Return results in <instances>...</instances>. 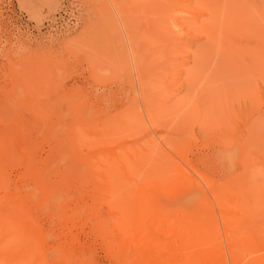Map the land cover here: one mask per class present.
Returning <instances> with one entry per match:
<instances>
[{
	"label": "rangeland",
	"instance_id": "obj_1",
	"mask_svg": "<svg viewBox=\"0 0 264 264\" xmlns=\"http://www.w3.org/2000/svg\"><path fill=\"white\" fill-rule=\"evenodd\" d=\"M261 119L264 0H0V264H264Z\"/></svg>",
	"mask_w": 264,
	"mask_h": 264
},
{
	"label": "bare ground",
	"instance_id": "obj_2",
	"mask_svg": "<svg viewBox=\"0 0 264 264\" xmlns=\"http://www.w3.org/2000/svg\"><path fill=\"white\" fill-rule=\"evenodd\" d=\"M213 119H214V118H213ZM263 121H264V119H261L259 122L256 121V122H257V125H256V124L254 125V126L256 127V129H257V127H258V129H259L260 127H261V128L264 127V126H261V125H262L261 123H263ZM254 123H255V122H254ZM260 124H261V125H260ZM125 128H126V127H125ZM250 128H251V127H250ZM75 129H76V128H75ZM91 129H92V128H91ZM256 129H254V130H256ZM258 129L256 130V132H259ZM262 129H263V128H262ZM250 131H251V129H250ZM260 131H261V130H260ZM79 132H80V131H79ZM248 132H249V131H248ZM252 132H253V131H252ZM256 132H255V134H254L255 136L258 135ZM252 135H253V134H252ZM251 137H252V136H251ZM80 138H81V134H80ZM91 138H92V137H91ZM93 139H94V138H93ZM78 141H79V140H78ZM93 141H94V140H93ZM95 141H96V140H95ZM98 141H99V139H98ZM84 142H86V141L84 140ZM99 142H100V141H99ZM90 143H91V142H90ZM93 143H94V142H93ZM95 143H96V142H95ZM88 144H89V143H88ZM57 145H58V144H57ZM97 145H98V144H97ZM101 145H102V144H101ZM93 146H94V145H93ZM98 146H99V145H98ZM94 147H95V146H94ZM56 148H57V147H56ZM145 149H146V148H145ZM59 155H60V154H59ZM97 159H98V158H97ZM101 159H102V158H101ZM231 160H232V158H231ZM88 161H89V160H88ZM89 162H90V161H89ZM103 162H104V161H103ZM107 163H108V162H107ZM107 163H106V164H107ZM111 163H112V162H110V165H111ZM120 164H121V163H120ZM83 165H84V164H83ZM90 166H91V165H90ZM96 166H97V165H96ZM80 167H81V166H80ZM114 167H115V166H114ZM124 167H125V166H124ZM32 168H33V167H32ZM110 168H112V171H113V167H112V165L110 166ZM127 168H128V167H127ZM96 169H97V168H96ZM89 170H90V169H89ZM114 170H115V168H114ZM108 171H109V170H108ZM93 172H94V171H93ZM120 172H121V171H120ZM120 172H119V175H122V174H120ZM133 172H135V170H134ZM115 173H117V172L115 171ZM96 174H97V173H96ZM113 174H114V173H113ZM106 175H107V174H106ZM128 175H129V174H128ZM135 175H136V174H135ZM113 176H114V175H113ZM137 176H138V175H137ZM108 177H109V176H108ZM134 177H135V176H134ZM184 177H185V176H184ZM110 178H111V177H110ZM135 178H136V177H135ZM161 178H162V177H161ZM96 179H97V178H96ZM147 179H148V178H147ZM112 180H113V179H112ZM114 180H115V179H114ZM129 180H130V179H129ZM164 180H165V179H164ZM99 181H100V180H99ZM132 181H133V180H132ZM132 181H131V183H132ZM101 182H102V181H101ZM126 182H128V181H126ZM102 183H103V182H102ZM112 183H113V182H112ZM112 183H111V185H112ZM118 183H119V182H118ZM128 183H129V182H128ZM131 183H130V184H131ZM194 183H195V182H194ZM233 183H234V182H233ZM104 184H105V183H104ZM106 184H107V183H106ZM137 184H138V182H137ZM127 185H128V184H127ZM157 185H158V184H157ZM195 185H196V184H195ZM120 186H121V185H120ZM123 186H124V185H123ZM186 186H187V185H186ZM197 186H198V185H197ZM208 186H209V185H208ZM212 186H213V185H212ZM79 187H80V186H79ZM115 187H116V186H115ZM135 187H136V186H135ZM216 187H217V186H216ZM216 187H215V188H216ZM224 187H225V186H224ZM227 187H228V185H227ZM112 188H113V187H112ZM158 188H159V187H158ZM194 188H196V187H194ZM219 188H220V186H219ZM222 188H223V187H222ZM228 188H229V187H228ZM160 189H161V188H160ZM212 190H213V189H212ZM221 190H222V189H221ZM229 190H230V189H229ZM80 191H81V190H80ZM124 191H125V190H124ZM124 191H121V192H124ZM126 191H127V190H126ZM218 191H219V190H218ZM118 192H119V191H118ZM121 192H120V193H121ZM127 192H128V191H127ZM130 193H131V192H130ZM130 193L128 192V194H130ZM217 193H218V192H217ZM220 193H222V192H220ZM65 194H66V193H65ZM116 194H117V193H116ZM222 194H223V193H222ZM105 195H106V194H105ZM110 195H111V194H110ZM121 195H122V193H121ZM126 195H127V193H126ZM47 196H49V195H47ZM62 196H63V195H62ZM73 196H74V195H73ZM112 196H113V194H112ZM114 196H115V195H114ZM213 196H214V195H213ZM222 196H223V195H222ZM64 197H65V196H64ZM117 197H118V196H117ZM218 197H219V196H218ZM118 198H119V197H118ZM118 198H116V200H118ZM120 198H121V197H120ZM143 198H144V197H143ZM222 198H223V197H222ZM46 199H47V198H46ZM51 199H52V198H51ZM225 199H226V198H225ZM66 200H67V199H66ZM113 200H114V198H113ZM51 201H52V200H51ZM54 201H55V200H54ZM126 201H127V200H126ZM155 201H156V199H155ZM214 201H215V200H214ZM219 201H220V200H219ZM111 202H113V201H111ZM131 202H132V201H131ZM222 202H223V201H222ZM241 202H242V201H241ZM113 203H114V202H113ZM123 203H124V202H123ZM123 203H122V205H124ZM129 203H130V201H129ZM129 203H127V204H129ZM218 203H219V202H218ZM220 203H221V202H220ZM237 203H238V202H237ZM114 204H115V203H114ZM120 204H121V203H120ZM127 204H126V206H128ZM130 204H131V203H130ZM14 205H15V204H14ZM194 205H195V204H194ZM194 205H193V206H194ZM129 206H131V205H129ZM132 206H133V203H132ZM221 207H222V206H221ZM112 209H113V208H112ZM128 210H129V209H128ZM50 211H51V210H50ZM40 212H41V211H40ZM127 212H130V211H126V213H127ZM55 214H56V213H55ZM127 215H129V213H127ZM124 216H125V212H124ZM129 216H131V215H129ZM125 217H126V216H125ZM125 217H124V218H125ZM91 219H92V218H91ZM127 219H129V218H127ZM229 219H230V218H229ZM231 220H232V219H231ZM113 221H114V220H113ZM113 221H112V222H113ZM146 221H147V220H146ZM130 222H131V221H130ZM115 223H116V222H115ZM124 224H125V223H124ZM112 225H113V223H112ZM115 225H116V224H115ZM125 225H126V224H125ZM120 229H121V228H120ZM125 229H127V228L125 227ZM13 230H14V229H13ZM120 233H122V232H120ZM126 233H127V232H126ZM128 235H129V234H128ZM11 237L13 238V235H12ZM9 238H10V237H9ZM14 238H15V237H14ZM17 238H18V236H17ZM19 239H21V238H19ZM29 239H30V238H29ZM16 240H17V239H16ZM20 242H21V241H20ZM27 242H28V241H27ZM15 244H16V243H15ZM24 244H25V243H24ZM24 244H23V245H24ZM26 244H27V243H26ZM26 244H25V247L27 246ZM138 244H139V243H138ZM18 245H19V244H18ZM18 245H17V246H18ZM23 245H22V246H23ZM17 246H16V248H17ZM18 247H19V246H18ZM14 248H15V247H14ZM23 249H25V248L23 247ZM29 249H30V248H29ZM16 250H17V249H16ZM16 250H15V251H16ZM20 250H21V249H20ZM32 250H33V249H32ZM24 251H26V250H24ZM29 251H30V250H29ZM35 251H36V250H35ZM146 251H147V250H146ZM16 252H17V251H16ZM37 252L40 253V251H37ZM157 252H158V251H157ZM31 253H32V252H31ZM143 253H144V252H143ZM33 254H34V253H33ZM48 254H49V253H48ZM22 255H23V254H22ZM24 255H25V254H24ZM31 255H32V254H31ZM11 256H12V255H11ZM25 256H27V255H25ZM0 258H1V257H0ZM4 258H5V257H4ZM31 258H32V257H31ZM40 258H41V257H40ZM26 259H27V258H26ZM41 259H42V258H41ZM39 260H40V259H39ZM0 261L2 262L1 259H0ZM19 261H21V260H19ZM30 261H31V260H28V261H27L28 264H30V263H29ZM42 261H43V260H42ZM48 261H49V260H48ZM57 261H58V260H57ZM5 263H6V262H5ZM7 263H8V262H7ZM15 263L19 264L18 262H15ZM26 264H27V263H26ZM33 264H34V263H33ZM67 264H68V263H67Z\"/></svg>",
	"mask_w": 264,
	"mask_h": 264
}]
</instances>
